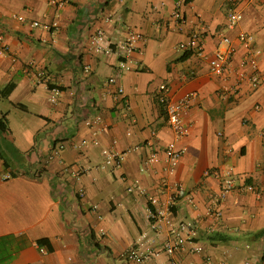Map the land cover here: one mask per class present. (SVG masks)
Returning <instances> with one entry per match:
<instances>
[{
  "label": "crops",
  "instance_id": "obj_1",
  "mask_svg": "<svg viewBox=\"0 0 264 264\" xmlns=\"http://www.w3.org/2000/svg\"><path fill=\"white\" fill-rule=\"evenodd\" d=\"M64 1L0 0L9 48L2 53L0 44V177L9 176L0 182V264H133L126 252L160 250L167 236L166 226L152 229L150 207L195 225L180 264H264V0ZM177 3L181 29L172 19ZM233 9L243 19L231 29ZM130 32L143 40L121 72L118 47ZM194 32L204 57L179 53ZM240 33L253 36L262 85L222 95L235 76L212 77L207 59L226 36L238 67ZM190 93V134L177 143L185 154L168 174L162 155L147 159L174 141L165 103ZM96 116L101 123L90 129ZM105 150L124 156L120 169L104 165ZM227 169L236 188L221 198L214 173ZM135 183L144 194L128 192ZM143 264L170 259L161 253Z\"/></svg>",
  "mask_w": 264,
  "mask_h": 264
},
{
  "label": "built area",
  "instance_id": "obj_2",
  "mask_svg": "<svg viewBox=\"0 0 264 264\" xmlns=\"http://www.w3.org/2000/svg\"><path fill=\"white\" fill-rule=\"evenodd\" d=\"M64 0H50V4L54 6H63ZM172 19L177 24L178 28H182L185 24V17L181 12V4L177 3L175 11L172 15ZM243 19V14L238 9H233L228 15V27L235 28ZM20 22H25L23 17H17ZM39 24L34 22L31 27H38ZM187 44H180L178 47L184 49L185 52H193L198 57H204V45L203 36L201 33H192L188 37ZM104 40V33L102 30L97 31L92 43L97 52L103 50L102 42ZM143 40V37L138 32H130L126 41L119 44V57L118 70L121 72H127L130 70L128 62L126 59L135 50L136 45ZM238 42L242 44L246 50L245 57L240 62L239 66L236 68L232 67L233 57L236 54L235 43L226 36L220 37V43L217 48L213 51L212 55L207 59L209 74L212 77L228 80L230 75L235 76V84L233 86L224 85L221 87L222 95L238 94L241 90L242 85L247 83L251 88H257L262 85V76L259 69L258 53L254 49V39L253 36L247 33H240ZM4 38L0 35L1 52L5 53L8 51V46L3 44ZM107 51H110L109 49ZM109 84H115V79L110 78ZM58 94L57 90L53 91ZM118 94H123V89L118 88ZM195 94H186L182 99L177 102L168 101L165 103V112L167 117V124L174 134V141L169 143L163 150L162 153L159 151L153 152L147 159V164H154L160 160V156L164 157L165 167L168 174H172L175 168L180 164L182 156L185 154L184 148H179L177 143L180 140L187 138L190 134L191 125L186 123L184 116L189 111L191 106V101L193 100ZM54 101V100H52ZM101 123V118L99 116L86 122V125L90 129H94L97 125ZM96 135V132L93 133ZM81 147H88V141H82ZM79 146V147H80ZM62 149V145H58L55 149V154H58ZM105 156V166H110L114 169H120L123 163V155L113 153L111 151H103ZM222 183V189L220 196L224 198L227 194L232 192L235 186L234 175L232 170L218 171L214 173ZM9 176L5 175L0 177V182L6 181ZM246 191L254 193V189L251 186L245 188ZM129 193H140L144 194L145 191L139 187L137 183L132 184L128 188ZM152 206H158V200L152 199L150 201ZM191 203V201H190ZM170 214V213H169ZM150 219L152 223V229L154 231H160L162 226L168 227L167 236L160 250H142L140 244L138 247H134L126 252V260L133 264H143L150 260L156 259L161 253L167 255L170 259V264H180L177 256L180 254L187 243L192 241L195 234V225L187 221H179L174 223L171 218L167 216V213L161 210H153L150 207ZM196 253H200L201 249L197 248L194 250Z\"/></svg>",
  "mask_w": 264,
  "mask_h": 264
},
{
  "label": "trees",
  "instance_id": "obj_3",
  "mask_svg": "<svg viewBox=\"0 0 264 264\" xmlns=\"http://www.w3.org/2000/svg\"><path fill=\"white\" fill-rule=\"evenodd\" d=\"M187 53H189V55H194V53L193 52H187ZM188 55V54H187ZM11 88V86L8 88V91H10L9 89ZM7 91V92H8ZM2 125H4V124H2V121H0V130H3V131H6L7 129H6V127L5 126H2ZM92 238H94V236L92 235ZM40 244H43V242H40Z\"/></svg>",
  "mask_w": 264,
  "mask_h": 264
},
{
  "label": "rangeland",
  "instance_id": "obj_4",
  "mask_svg": "<svg viewBox=\"0 0 264 264\" xmlns=\"http://www.w3.org/2000/svg\"><path fill=\"white\" fill-rule=\"evenodd\" d=\"M180 44H187V40H186L185 42L180 43ZM180 44H179V45H180ZM178 50H179V53H180V54H183V52H185L184 49H180V48H179Z\"/></svg>",
  "mask_w": 264,
  "mask_h": 264
}]
</instances>
